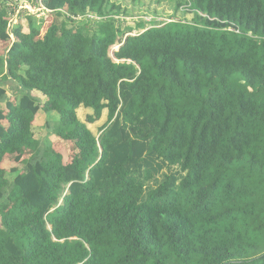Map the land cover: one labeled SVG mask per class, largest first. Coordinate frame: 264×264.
Wrapping results in <instances>:
<instances>
[{
	"label": "trees",
	"instance_id": "1",
	"mask_svg": "<svg viewBox=\"0 0 264 264\" xmlns=\"http://www.w3.org/2000/svg\"><path fill=\"white\" fill-rule=\"evenodd\" d=\"M22 1L0 0V264H264V0H175L134 36L108 0L8 32Z\"/></svg>",
	"mask_w": 264,
	"mask_h": 264
},
{
	"label": "rangeland",
	"instance_id": "2",
	"mask_svg": "<svg viewBox=\"0 0 264 264\" xmlns=\"http://www.w3.org/2000/svg\"><path fill=\"white\" fill-rule=\"evenodd\" d=\"M110 4H115L116 6H119L121 10H125V15H120L118 17H115L116 20L120 22V26L122 29L124 28H131V33L128 35L134 36L138 33H141V30L136 29V25L139 22L145 23V28H150L152 22H156V24H161L169 20L174 14V4L175 0H108ZM11 14L7 16L8 19L13 21V26L19 22L21 23L23 32L27 31V24L25 17L21 14L13 13L11 10L9 11ZM39 20L43 21V24L41 26L40 30V36H42L45 32L43 31L44 25L46 23L47 19L54 20L55 16L52 14H45V15H39L36 17ZM176 19H182V14L178 12L175 15ZM188 20L192 18V15H187ZM84 20V19H82ZM118 22V24H119ZM116 23V25L118 26ZM4 45L0 46V51H2ZM118 47V44L114 45L109 49V56L112 57L113 53L116 51V48ZM115 61V60H114ZM4 86L7 89V97L11 98L10 93V83L6 82L4 83ZM35 97L38 98L42 104L43 99L40 95L35 94ZM91 111L87 109H79L77 110V116L82 121L85 122L86 116L90 115ZM106 111H103V115L101 118L96 121L93 124H87V127L89 130L94 134L95 136H98L100 128L105 124L106 122ZM57 121V116L55 114L45 115L42 111H40L37 116L35 117V120L33 122V135L36 140H39L41 142H44L46 140L50 141L51 147L55 152L61 153L63 156V162L65 165L70 164L71 160L76 156L74 152V147L69 142H64L60 140L59 138L55 137L54 135H49V132H47V129L45 127L46 122L51 123ZM31 152H27V156H29ZM14 167V164L10 158L5 159L1 163V168H3L5 171L9 172ZM18 168H21V165L18 166ZM8 180H12L11 175H7ZM0 221H1V215H0ZM5 235V231L2 228L0 224V237Z\"/></svg>",
	"mask_w": 264,
	"mask_h": 264
},
{
	"label": "built area",
	"instance_id": "3",
	"mask_svg": "<svg viewBox=\"0 0 264 264\" xmlns=\"http://www.w3.org/2000/svg\"><path fill=\"white\" fill-rule=\"evenodd\" d=\"M16 14H26L38 17L39 15H45L50 13V11L46 10L42 5V0H35V2H25L22 1L17 4L15 7L11 8ZM91 19H94L90 16ZM13 28V21L8 19L7 31L10 32ZM11 44L15 41L13 36L10 34Z\"/></svg>",
	"mask_w": 264,
	"mask_h": 264
},
{
	"label": "water",
	"instance_id": "4",
	"mask_svg": "<svg viewBox=\"0 0 264 264\" xmlns=\"http://www.w3.org/2000/svg\"><path fill=\"white\" fill-rule=\"evenodd\" d=\"M127 36H130V35H127ZM127 36H125V38H126ZM119 48H120V46H118V47L116 48V51H117ZM112 57H113V55H112Z\"/></svg>",
	"mask_w": 264,
	"mask_h": 264
},
{
	"label": "crops",
	"instance_id": "5",
	"mask_svg": "<svg viewBox=\"0 0 264 264\" xmlns=\"http://www.w3.org/2000/svg\"><path fill=\"white\" fill-rule=\"evenodd\" d=\"M1 45H2V43L0 44V46H1ZM2 52H3V51H2ZM0 53H1V51H0ZM79 109H82V108H79ZM79 109H78V110H79ZM87 110H88V109H87ZM102 115H103V113H102Z\"/></svg>",
	"mask_w": 264,
	"mask_h": 264
}]
</instances>
